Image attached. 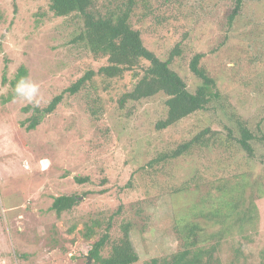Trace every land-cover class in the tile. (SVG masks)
Here are the masks:
<instances>
[{
    "label": "rangeland",
    "instance_id": "1",
    "mask_svg": "<svg viewBox=\"0 0 264 264\" xmlns=\"http://www.w3.org/2000/svg\"><path fill=\"white\" fill-rule=\"evenodd\" d=\"M181 1L179 22L160 28L148 40L160 49L161 57L181 42L182 54L172 68L190 91L200 80L190 71L189 60L204 53L200 64L215 78L219 97L212 99L208 110L157 131L154 123L165 115L163 94L128 102L123 108L116 101L135 81L129 72L113 79L97 76L95 89L88 83L74 94L64 92L85 70L102 62L71 42L76 17L71 22V16H55L48 0H0L2 264H92L88 260L92 241L81 235L84 222L97 211L109 216L119 205L136 223L129 236L138 263L162 258L178 248L175 220H194L189 206L200 204L204 196L209 203L216 202L218 178L233 173H245L237 180L238 187L247 184L263 193L264 207V140H257L252 159L241 152L230 156L234 153L216 145L153 162L160 152L204 127L222 131L240 115L258 137L264 136V0H242L231 23L228 15L235 0ZM20 68L26 75L16 87L11 82ZM63 92L54 112L27 131L32 108H24L44 107ZM76 177L88 180L80 184ZM194 181L199 183L197 192L171 193L184 182L193 190ZM61 194H74L76 205L57 217L49 207ZM138 208L143 213L136 217ZM260 216L261 222L245 224L242 237L222 240V264H230L240 243L242 255L235 264H264V212ZM74 221L77 226L70 233ZM51 228L58 232L57 242H52ZM111 232L118 234L116 227ZM19 253L28 256L22 259Z\"/></svg>",
    "mask_w": 264,
    "mask_h": 264
},
{
    "label": "trees",
    "instance_id": "2",
    "mask_svg": "<svg viewBox=\"0 0 264 264\" xmlns=\"http://www.w3.org/2000/svg\"><path fill=\"white\" fill-rule=\"evenodd\" d=\"M241 2L242 0H235V7L228 15L229 23L241 8ZM48 8L57 17L71 16V22L76 17L71 42L87 49L93 60L102 61L96 67L85 70L64 92L74 94L88 83L95 89L97 76L113 79L129 72L135 81L129 90L121 92L116 101L123 108L128 102L163 94L165 115L154 123L157 131L169 128L195 112L208 110L212 107V99L219 97L215 78L200 64L204 53H195L189 60L190 71L200 80L194 91H190L185 80L172 68L175 58L182 54L181 42L176 43L165 57H161L160 49L152 46L148 40V36L160 28H168L179 22L177 14L181 12V0H48ZM25 75L26 71L20 68L11 84L16 87L22 84ZM64 92L55 95L44 107L24 108H32L31 115L26 118L27 131L34 130L45 115L54 112L62 101ZM257 140L263 141L264 136L261 134L258 137L240 115L229 126L224 125L222 131L212 130L210 126L204 127L177 146L160 152L153 162L190 156L192 152L211 150L216 145L223 146L225 153H234L230 156H237L241 152L252 159ZM243 174L245 173L229 174L227 178L219 177L217 184L215 183L216 192L219 193L215 196L218 198L216 202L209 203L207 196H204L200 204L193 203L188 208L194 210V220L183 222L184 217L175 220L173 231L178 240V248L162 258H152L140 264H222L219 257L222 240L233 235L242 237L246 232L245 224L262 221L260 213L264 212V207L260 200L263 193L255 192L247 184L238 187L237 180ZM74 179L81 184L88 177ZM130 185L128 182L127 187ZM193 188L192 190L189 182H184L173 187L171 193L181 196L197 192L199 183L194 181ZM52 199L49 210L57 217L71 211L76 205L74 194H61ZM141 209L138 208L134 216L142 215ZM199 219L203 223L198 222ZM135 225L133 218L123 215L121 205L109 216L100 211L94 216H88L84 222V230L80 232L85 240L92 241L88 251L92 264H139L138 254L129 236ZM76 226L77 222L74 221L68 232L71 233ZM114 227L118 231L116 236L111 232ZM56 233V229L51 228V236L54 237L52 242H57ZM240 255L241 243L235 248L230 264H235ZM27 256L25 253L18 254L22 259ZM2 262L4 260L0 258V263Z\"/></svg>",
    "mask_w": 264,
    "mask_h": 264
},
{
    "label": "water",
    "instance_id": "3",
    "mask_svg": "<svg viewBox=\"0 0 264 264\" xmlns=\"http://www.w3.org/2000/svg\"><path fill=\"white\" fill-rule=\"evenodd\" d=\"M91 259L90 257L88 258V260Z\"/></svg>",
    "mask_w": 264,
    "mask_h": 264
},
{
    "label": "built area",
    "instance_id": "4",
    "mask_svg": "<svg viewBox=\"0 0 264 264\" xmlns=\"http://www.w3.org/2000/svg\"><path fill=\"white\" fill-rule=\"evenodd\" d=\"M1 264V263H0Z\"/></svg>",
    "mask_w": 264,
    "mask_h": 264
}]
</instances>
